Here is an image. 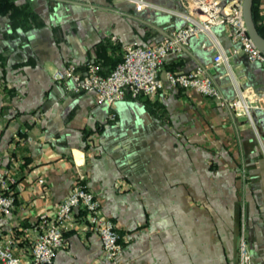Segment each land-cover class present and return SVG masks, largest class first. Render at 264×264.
Masks as SVG:
<instances>
[{"label":"crops","instance_id":"crops-1","mask_svg":"<svg viewBox=\"0 0 264 264\" xmlns=\"http://www.w3.org/2000/svg\"><path fill=\"white\" fill-rule=\"evenodd\" d=\"M15 1L45 22L19 36L0 16V167L18 175L0 238L16 230L23 244L26 229L40 214L53 215L82 179L121 235L119 264H240L242 228L248 264H264V66L241 52L215 66L217 48L200 34L168 54L158 73L164 79L167 70L203 65L227 96L236 84L245 91L252 121L165 80L152 95L101 104L92 91H64L53 73L68 64L82 69L98 51L107 71L119 52L105 42L151 44L184 21L120 0ZM149 1L181 10L178 0ZM259 15L264 23V0ZM213 32L222 49L232 48L226 26ZM65 239L50 264H109L85 221Z\"/></svg>","mask_w":264,"mask_h":264},{"label":"built area","instance_id":"built-area-1","mask_svg":"<svg viewBox=\"0 0 264 264\" xmlns=\"http://www.w3.org/2000/svg\"><path fill=\"white\" fill-rule=\"evenodd\" d=\"M133 5L136 11L146 8L169 12L180 17L184 23L163 35L151 44L129 43L123 46V57L108 73L102 74L100 66L87 61L82 69L68 64L53 73V79L61 83L64 91H92L99 103L111 106L125 97L127 91L133 97L152 95L163 87L164 80L171 87H192L201 94L229 106L235 113L244 114L252 121V102L245 91L235 85L236 93L229 97L214 83L207 69L196 65L187 72H164L158 76L165 57L170 53L180 54L190 40L205 34L217 51L213 64H227L229 57L244 53L248 60L264 66L262 53L249 37L242 17L243 0H178L181 10L167 9L149 0H120ZM216 26H226L233 46L229 50L220 47L213 32ZM115 38V37H113ZM115 113H110L114 118ZM12 184H17L10 166L0 167V215L9 213L15 205ZM84 213H78L79 210ZM82 221L88 229L101 238L102 251L109 264H119L117 254L122 247L120 233L115 222L101 209L98 197L79 179L58 202L53 215L40 214L37 221L25 231V242L20 244L9 230L0 238V264H50L56 251L66 243L65 233L75 229ZM240 264L249 263V252L242 228L239 238Z\"/></svg>","mask_w":264,"mask_h":264},{"label":"trees","instance_id":"trees-1","mask_svg":"<svg viewBox=\"0 0 264 264\" xmlns=\"http://www.w3.org/2000/svg\"><path fill=\"white\" fill-rule=\"evenodd\" d=\"M259 2L260 0H253L252 4V15L254 22L256 24L258 32L264 36V23L260 18L259 15ZM7 15L9 19V26L10 28L15 31L16 29H21L23 31L29 30L34 27H40L44 24L43 19L34 11V9L29 4H22L18 5L16 4L15 0H0V16ZM106 45L109 47H112L113 49L117 50L119 52V56L117 59H115V62L113 65H111V68L107 71H103V66L105 65V61L102 59L101 51L96 52V58L93 59L94 62H96L100 68L102 74H108L118 62L122 60L123 57V46L122 44L116 42L113 43L111 41L105 42L103 47L105 48ZM111 58V57H110ZM9 90V89H8ZM129 95L130 97H133L130 95V92L127 91L125 96ZM142 96V95H139ZM139 96L133 97V98H139ZM146 102V100H144ZM15 169H12L13 174L16 179V183H18V175L14 171ZM12 189L14 195H16V189L14 187V184H12ZM85 211L79 210L78 213H84ZM16 230H14L15 232ZM25 241V238L23 239Z\"/></svg>","mask_w":264,"mask_h":264},{"label":"water","instance_id":"water-1","mask_svg":"<svg viewBox=\"0 0 264 264\" xmlns=\"http://www.w3.org/2000/svg\"><path fill=\"white\" fill-rule=\"evenodd\" d=\"M252 4H253V0H243L242 2V17H243V21H244V25L246 27V31L249 35V37L252 39V41L254 42V44L256 45V47L262 52L264 53V36H262L256 27V24L254 22L253 19V15H252ZM59 3L55 2L52 6V9L54 10V12H56L57 9H59ZM52 18H54L52 16ZM45 22V20H43ZM10 33L14 32L10 26H7V29ZM28 31L29 30H21V29H16L15 33H17L19 36L23 35H28ZM102 104V103H101ZM252 119L256 120L255 117L252 116ZM117 122H115L114 126H117ZM125 126L121 125V128H119V130H117V132H119V134H123L125 132Z\"/></svg>","mask_w":264,"mask_h":264},{"label":"rangeland","instance_id":"rangeland-1","mask_svg":"<svg viewBox=\"0 0 264 264\" xmlns=\"http://www.w3.org/2000/svg\"><path fill=\"white\" fill-rule=\"evenodd\" d=\"M248 118V117H247ZM240 238V237H239ZM238 249H239V241H238ZM240 254V253H239Z\"/></svg>","mask_w":264,"mask_h":264}]
</instances>
